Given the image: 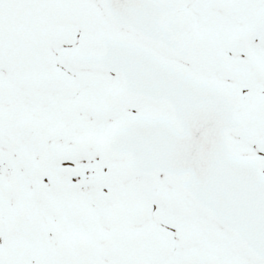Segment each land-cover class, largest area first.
Masks as SVG:
<instances>
[{"label":"snow or ice","instance_id":"obj_1","mask_svg":"<svg viewBox=\"0 0 264 264\" xmlns=\"http://www.w3.org/2000/svg\"><path fill=\"white\" fill-rule=\"evenodd\" d=\"M0 264H264V0H0Z\"/></svg>","mask_w":264,"mask_h":264}]
</instances>
